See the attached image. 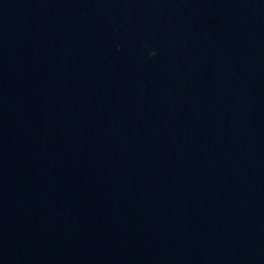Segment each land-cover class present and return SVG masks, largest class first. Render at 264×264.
I'll return each mask as SVG.
<instances>
[{
    "label": "water",
    "instance_id": "obj_1",
    "mask_svg": "<svg viewBox=\"0 0 264 264\" xmlns=\"http://www.w3.org/2000/svg\"><path fill=\"white\" fill-rule=\"evenodd\" d=\"M0 264H264V0H0Z\"/></svg>",
    "mask_w": 264,
    "mask_h": 264
}]
</instances>
